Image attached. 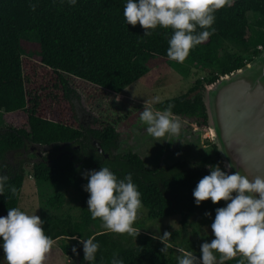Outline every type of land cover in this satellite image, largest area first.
<instances>
[{
    "label": "trees",
    "instance_id": "1",
    "mask_svg": "<svg viewBox=\"0 0 264 264\" xmlns=\"http://www.w3.org/2000/svg\"><path fill=\"white\" fill-rule=\"evenodd\" d=\"M30 4L35 5L34 11ZM125 4L126 0H76L75 5L68 0H0V111H23L26 116L21 127H0V165H7L0 168V174L9 177L4 194L0 195V216H6L10 208H19L24 178L31 176L35 181L71 187L77 192V220H62L50 213L41 216L45 234L61 239L63 254L71 255L72 248L77 249V264H89L78 241L92 237L99 249L91 264H111L113 253L123 264H177L180 254L176 248L193 251L199 258L200 245L211 241L177 240L175 232L169 238L173 247L163 254L160 249L164 245L148 232L140 230L134 238L94 229V223L100 220H93L87 209L89 194L83 190L87 179L82 174L101 167H109L119 179L131 173L148 218L178 215L183 227L197 216L199 223L210 227L215 209L226 206V202L213 204L208 200L197 206L192 192L198 181L209 174L206 165L221 162L216 146L211 143L215 161L202 167L181 160L148 168L132 150L117 151L121 131L117 125L124 123L128 127L135 116L127 112V121L101 117L95 120L94 127L86 128L76 112L79 91L94 102L102 98L104 91L120 93L147 74L146 62L153 58L181 65L179 71L183 74L202 66L207 76L197 78L187 92L164 99L155 107L164 110L173 104L174 115L206 126L203 85L243 66L258 52L259 45L264 46V0H235L232 7L217 11L212 26L215 34L193 48L183 63L167 57L172 30L157 27L150 36H144L139 24H126ZM248 12L253 13V22L249 21ZM25 34H31L39 45L36 58L25 54ZM248 54L250 57L246 58ZM94 102L91 106L99 111ZM89 135L100 142L108 156L91 145ZM32 145L40 155L29 153ZM24 153L28 156L24 157ZM208 159L205 157L204 163ZM9 185L17 189L11 198ZM63 200L62 194L55 193L44 205L59 209ZM206 212L211 215L205 216ZM73 236L77 239H71ZM0 264H6L2 246Z\"/></svg>",
    "mask_w": 264,
    "mask_h": 264
},
{
    "label": "clouds",
    "instance_id": "2",
    "mask_svg": "<svg viewBox=\"0 0 264 264\" xmlns=\"http://www.w3.org/2000/svg\"><path fill=\"white\" fill-rule=\"evenodd\" d=\"M235 0H126L123 17L126 24L144 29V36H150L157 27L171 29L168 38L167 57L183 63L191 50L205 43L215 34L213 28L215 13L222 8L232 7ZM75 5L76 0H68ZM29 7L34 11L35 5ZM200 29V31H198ZM118 99V97H117ZM160 103V97L144 105L139 120L146 125L148 135L159 141L166 135L178 137L182 124L172 113L173 104L163 111L154 110L153 104ZM179 155V154H177ZM7 165H0L6 168ZM209 174L203 176L192 192L195 204L211 200L213 204L221 201L226 206L215 209L211 223L214 239L200 245V257L193 251L176 248L180 254L177 264H225L236 260L237 264H264V177L249 179L240 171L229 174L219 165H206ZM233 168L232 164L225 166ZM87 179L83 190L89 194L87 209L93 220L99 219L102 227L109 233L127 234L136 238L140 229L133 227L139 218L143 204L141 193L128 173L119 179L109 167L98 171H85ZM9 177L0 174V195L5 192ZM9 198L17 194L13 185L8 186ZM211 214L206 212L205 216ZM44 221L37 215L27 214L20 208L8 209L6 216H0V238L6 264H45L55 241L45 234ZM171 233L154 235L164 247L160 252L166 254L173 245L169 243ZM71 239H77L73 236ZM95 237L80 239L83 245L84 260L94 262L99 244ZM72 252L77 253L75 247ZM111 264H123L113 253Z\"/></svg>",
    "mask_w": 264,
    "mask_h": 264
},
{
    "label": "rangeland",
    "instance_id": "3",
    "mask_svg": "<svg viewBox=\"0 0 264 264\" xmlns=\"http://www.w3.org/2000/svg\"><path fill=\"white\" fill-rule=\"evenodd\" d=\"M250 22L255 20L253 13L248 12ZM22 47L26 55L36 58L39 51V45L33 39L31 34H25L22 39ZM34 40V41H33ZM261 45L258 46L260 49ZM250 55H246V58ZM148 68L147 74L126 86L120 93H112L104 91L102 98L93 101V106H97L95 110L92 102L80 92V102L76 108L89 114L94 120L104 117L106 120H116L117 117L121 120L126 119L129 112L130 116H135L134 122L126 127L123 123V128H119V144L117 151L125 152L132 150L137 153L144 161L148 168L157 166H167L181 160H188L197 167H202L205 164H210L215 161L212 154L211 139L206 126H198L181 116L174 115L181 121V134L176 136L166 135L163 139L157 141L147 134L146 125L139 120L140 112L143 111L144 105L152 101L153 97L159 96L160 101L177 96L187 92L194 84L197 78L206 75L207 70L200 67L191 68L188 74H183L179 71L181 65L162 61L159 58H153L146 62ZM207 76V75H206ZM118 97V99H117ZM154 110L157 109L155 104L152 105ZM77 112V109H76ZM78 121H81L78 114ZM90 117H83L85 125H89ZM26 121V116L23 111H14L5 113L0 111V127L13 126L21 127ZM179 154V155H177ZM208 157V161L204 163V158ZM28 170L27 164L24 165ZM55 193H60L63 196V202L59 209H50L44 205L45 200L54 196ZM77 192L71 188L56 184L43 183L35 181L31 176L25 177L18 200V206L21 211L27 214H35L41 218L44 214H52L59 219L70 217L71 222L78 219L79 215V200ZM133 227L148 232L153 235H161L168 231L171 234L178 232L176 237L180 239H206L211 241L214 236L211 228L206 224L198 222L197 216H193L185 226H181L180 216L172 215L161 218H148L146 209L142 208L139 218L134 223ZM94 229L103 230L101 221L94 223ZM55 243L48 254L45 264H75L77 262L76 254L65 255L61 252L59 243L61 239H55Z\"/></svg>",
    "mask_w": 264,
    "mask_h": 264
},
{
    "label": "water",
    "instance_id": "4",
    "mask_svg": "<svg viewBox=\"0 0 264 264\" xmlns=\"http://www.w3.org/2000/svg\"><path fill=\"white\" fill-rule=\"evenodd\" d=\"M202 101L220 169L229 174L240 171L249 179L264 177V46L243 66L205 83ZM85 115L90 116L80 112L81 121ZM91 145L102 151L96 138ZM227 164L234 167L228 169Z\"/></svg>",
    "mask_w": 264,
    "mask_h": 264
},
{
    "label": "flooded vegetation",
    "instance_id": "5",
    "mask_svg": "<svg viewBox=\"0 0 264 264\" xmlns=\"http://www.w3.org/2000/svg\"><path fill=\"white\" fill-rule=\"evenodd\" d=\"M77 109V113H78V116H79V114H80V110L78 109V107L76 108ZM90 118L88 119V121H90L89 123V125L87 124V125H85V122L84 121H81V123H84V126L86 127V128H89V126H91V127H94L95 126V124H94V122H95V120H94V118H91V116H89ZM89 138H90V142L92 141V139H93V137L91 136V135H89ZM29 150H30V154H37V155H40L39 154V151H38V148L37 147H33V146H30V148H29ZM99 152V151H98ZM99 153H102L103 155H104V153H107V152H103V150L101 151V152H99ZM29 154V155H30ZM28 155L26 154V153H24V157H27Z\"/></svg>",
    "mask_w": 264,
    "mask_h": 264
},
{
    "label": "built area",
    "instance_id": "6",
    "mask_svg": "<svg viewBox=\"0 0 264 264\" xmlns=\"http://www.w3.org/2000/svg\"><path fill=\"white\" fill-rule=\"evenodd\" d=\"M261 47V46H260Z\"/></svg>",
    "mask_w": 264,
    "mask_h": 264
}]
</instances>
